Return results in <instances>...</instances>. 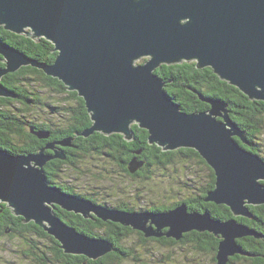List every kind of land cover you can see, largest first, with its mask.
Instances as JSON below:
<instances>
[{
  "label": "water",
  "instance_id": "water-1",
  "mask_svg": "<svg viewBox=\"0 0 264 264\" xmlns=\"http://www.w3.org/2000/svg\"><path fill=\"white\" fill-rule=\"evenodd\" d=\"M0 26L34 41L44 38L57 52L53 64H44L0 39L5 65L0 67V98L16 97L1 84L5 75L28 66L39 69L83 99L92 125L75 137L119 134L130 142L133 123L148 133L150 146L163 152L193 149L210 166L216 187L204 202L225 206L246 219L250 206L264 204L260 184L264 160L234 141L238 137L241 145H249L246 132L229 117L227 104L193 92L209 106L208 111L180 112L162 90L171 82L153 74L161 65L195 61L197 69L210 67L221 81L251 100L264 102V0H0ZM140 56L152 59L133 67V59ZM30 132L39 139L49 137L48 131L30 128ZM56 144L71 147V140L29 154L15 155L0 148V204L24 223L42 228L66 255L95 261L115 248L105 238L78 232L57 216L55 207L84 219L129 227L150 240H178L189 231H209L223 239L216 264H228L235 254L252 257L238 249L234 239H264L234 219L215 222L209 212L190 213L180 204L169 212H129L67 194L50 185L44 170L52 160H65L55 150ZM143 165L131 160L129 174ZM164 229L169 232L162 233Z\"/></svg>",
  "mask_w": 264,
  "mask_h": 264
},
{
  "label": "trees",
  "instance_id": "trees-1",
  "mask_svg": "<svg viewBox=\"0 0 264 264\" xmlns=\"http://www.w3.org/2000/svg\"><path fill=\"white\" fill-rule=\"evenodd\" d=\"M0 39L15 49L21 51L29 58L37 60L40 63L50 64L54 61L57 55V52L53 51L52 43L44 38H39L37 41H34L26 37L24 34L17 35L12 32L5 31L1 26ZM0 67H4L1 62ZM155 73L163 81L171 82L165 85L164 90L184 112H199L209 108L206 103L198 100L196 95L200 97L202 94L205 98L224 101L227 104L226 108L231 120L238 125L240 130L246 131L248 137L247 140L250 142V145L244 147L253 153L259 152L255 149L256 145L253 140L255 138H259V134L262 132V126H260V124L262 122L261 115L264 113V102L249 99L236 87L229 85L225 81H221V79L213 73L211 68L197 69L195 61L183 62L181 64L174 65H161ZM2 84L16 95L14 99L0 98V148L4 151L18 155L36 153L39 149H42V147L46 145L47 141H45L46 143L43 142L39 144L35 136L31 134L30 128H33L34 130H48L47 133L51 136L49 139L52 141L51 143L65 140L62 135L64 126L65 131H68V129L73 128V125H77L75 131H78L81 111L85 110V103L76 92L67 91L66 87L57 79L46 76L41 70L28 66L20 68V70L16 73L5 75L2 79ZM32 84H34L35 89H32ZM38 86H40L41 89L48 90V101L51 99V94H55V96L58 94L63 95L64 101L67 100V93L70 95L68 99H70L71 95L77 99L78 104L76 101L74 108L73 105L69 107L67 106L70 110L68 114L66 113V108L62 110L59 109V111H63L68 116V122L61 128H57L53 123H49L44 120L36 123L37 121H33L31 119V121H29L31 123H29L28 120L30 118L27 117V110L25 108H21L20 110L22 112L20 113H15L9 108L12 107L11 104L16 102L21 103L23 107H30V103H34V107H36L38 103L44 99L37 93ZM32 90L34 91L32 92ZM58 114L59 113L57 111H54V115ZM78 117H80L79 120H77ZM65 119L66 118H64V120ZM91 125L88 124V126ZM83 127H87V124L85 123ZM131 127L134 132L132 142H126L122 135L119 134H111L105 137H103L100 133L92 135L98 136V142L106 140L105 146L101 149L102 153H108V159L111 160L114 165H116L115 162L118 159H121L122 161H120L119 165L116 166L120 171L125 172V176L127 177L143 173L150 166L154 167V165L165 164L173 155L176 154L180 155L181 158L186 157L187 159H198L201 163H204L200 155L193 149L182 148L176 151L163 152L161 149L154 147L156 145L150 146L147 142L148 133L145 130L138 128L136 125H132ZM76 134L79 135L81 133L78 132ZM72 135L73 134H71L70 137H72ZM73 138H75V136ZM76 138H78L75 140V144L77 146H85L88 142H93L91 143V146L89 145L90 151L93 150L94 147H99V144L94 141H89V138ZM235 140L238 141L237 138ZM239 144L241 145L240 142ZM119 145H121V147ZM121 150L124 151L121 152ZM139 150H141V153L136 154ZM73 152V150L66 149V161L56 160L55 163L74 165L73 160L70 157V155L73 154V158L75 159ZM134 153L137 155L136 160L141 163L143 162L144 165L136 173L129 174L128 164L131 160H133L132 154ZM141 154H143V156H141ZM75 163L77 164V162ZM47 171L50 173V170ZM209 176H211L210 178L212 179V185L209 186L213 187L214 174L212 173ZM49 179L52 184L63 188L64 185H62L61 182H57L56 178ZM209 186L205 187L203 185L204 188H207L205 189V192H207L208 189H212L209 188ZM203 195L206 197L205 193ZM89 198V200L93 203H97V200L93 199L91 196ZM179 203L180 201L176 204L178 205ZM176 204L170 207L172 208ZM203 204L204 202L201 200L196 204V209H200L201 211H203V209L207 210L214 219L215 217L222 219L230 217V211L225 206L220 205L222 207H218L209 203L208 207L201 208ZM162 207L164 209L169 208L165 206ZM56 208L57 207H55L54 210ZM115 208L129 212L133 210L135 212L136 210L134 207H131L129 203L119 204ZM249 209L256 214L253 219H245V224L264 236V216H261L264 207H261L260 209L249 207ZM223 211L227 212L226 217ZM60 214L64 216V222L74 227L78 232L89 237H102L110 242H113L115 248L114 251L95 261L87 260L84 256L66 255L60 249L59 243L55 239L51 238V236H49L42 228L38 231L39 227L35 226L32 222L24 223L21 217L14 216L10 209L7 208L6 204L3 203L0 204V237L7 235L16 236L26 246L27 242H29L26 234L31 235L32 232L38 231L41 236L49 237L52 245L51 247H48L47 250L43 251L42 246H36L35 250H33L34 245L30 247V249L34 251V259H36L38 264H53L58 263L59 261L60 264H83L85 262L86 264H107L109 260L120 262L121 260L131 256V251L123 245V242L127 240L130 234L136 233L129 227H124L120 224H114L111 222L104 223L98 219L88 220L82 218L80 215L66 213L57 209V216H60ZM258 222H260V224L255 225ZM140 235L142 236V234ZM210 238L212 243L209 246H218L219 241L215 240V238L208 233H200L198 237L196 236V240H193V242L195 241V243H197L199 251L208 252L206 244ZM142 240L146 241L147 239L142 238ZM246 240L247 241L242 246L243 251L248 253H261L262 251L257 250L259 243L264 249V239L256 241L255 239L248 237ZM164 241L167 242V240ZM203 244H205V246H203ZM215 251V248L211 247L210 252L215 253Z\"/></svg>",
  "mask_w": 264,
  "mask_h": 264
},
{
  "label": "rangeland",
  "instance_id": "rangeland-1",
  "mask_svg": "<svg viewBox=\"0 0 264 264\" xmlns=\"http://www.w3.org/2000/svg\"><path fill=\"white\" fill-rule=\"evenodd\" d=\"M1 63L4 65L2 61ZM34 84L31 85L32 89H35ZM37 88L40 89V86ZM33 91L34 90H32V92ZM63 98V95L58 94L55 97V101H51L50 103L62 110L66 106ZM45 100L48 101L47 98ZM11 105L12 107L9 108L15 113H20L22 112L20 109L25 108V106L23 107L21 103L17 102ZM30 105L29 108H31L32 111L30 113L26 112L27 117L30 118V121L31 119L33 121H38L41 113L39 110L35 109L34 103H30ZM226 111L228 112L227 108ZM200 112L203 111L196 113ZM58 113V116L66 118V114L63 111H59ZM55 121L60 123L58 120ZM261 121L260 126H262V132L259 134L260 137L255 138L253 141L256 145L255 149L259 151L255 155L264 160V113L261 115ZM90 141L93 140L90 139ZM91 143L93 142H89L90 146ZM240 146L244 147L246 145ZM76 150H79V147H76ZM75 160L76 162L77 160H81V165H79L78 168H74L71 165L62 166L60 176L57 177L59 179L58 181L74 189L76 193L91 196L93 199L97 200L99 205H104L109 208H114L119 204L129 203L131 207L136 209L135 212L144 211L150 207L157 208L161 206L169 207L162 210L169 212L174 209V207L177 206L176 203L180 201L179 204L185 206L188 212L202 214L200 209H196V204L201 200L204 202L206 197L203 194L205 193L206 195L210 190H213L216 187V176L206 162L201 163L198 159H187L186 157L181 158L178 154L173 155L165 164L148 167V169L142 173V176L135 179H130L125 176V172L120 171L117 166L108 159V153L100 155V153L95 152V149L90 151L89 148L86 157L81 159L76 157ZM77 163L79 164V162ZM212 173L214 174L213 187L209 186L212 185V179L210 178L211 176H209ZM260 184L264 186V181H260ZM203 185L205 187L209 186V188L212 189H208V191L205 192V189L207 188H204ZM209 203L222 207L212 201H206L201 208L208 207ZM174 204L176 205L171 208L170 206H173ZM250 207L260 209L261 207H264V204H262V206L258 205ZM249 212L250 217L247 219H253L256 213L252 212L250 209ZM203 213H208V211L203 209ZM223 213L226 217L227 212L223 211ZM231 214L232 213H230V217L227 219L215 217L214 221L226 222L227 220L231 221L229 219H234L236 220L234 221L235 224L249 230L252 229V227L245 224L244 221L246 218ZM261 216H264V209ZM58 217L61 219L63 218L62 220H64L62 214ZM258 224H260V222L255 225ZM40 229L41 228H39L38 231ZM155 229L156 228L153 230ZM38 231L32 232L31 235L26 234L27 239L29 240L27 246L16 236H1L0 264H38L36 259H34L35 254L33 250H35V247L42 246L43 251H45L52 245L51 239L49 237L41 236ZM135 232L136 233L130 234L127 240L123 242V245L131 251V256L120 262L109 260L107 264H216V252L218 246H209L212 243L211 238L206 244L208 252L199 251L197 243H195V241L193 242V240H196V236L198 237L200 233H208L209 235H212L215 240H218L219 242L223 241L220 235H213L209 231H189L181 235L178 240L163 237L151 238L150 240L149 238H145L142 233L138 231ZM168 232V229H164L162 233ZM137 233L142 234V236ZM157 233L160 234L159 232ZM142 238L147 240L143 241ZM246 238L247 236L234 239V244L238 249L247 241ZM164 240H167V242ZM258 241H261V239ZM33 245L34 249L32 250L30 247ZM203 246H205V244H203ZM211 247L215 248V253L210 252ZM249 256L252 257L235 254L233 257L229 258L228 264H264V250L261 253L250 252ZM53 264H60V261Z\"/></svg>",
  "mask_w": 264,
  "mask_h": 264
},
{
  "label": "flooded vegetation",
  "instance_id": "flooded-vegetation-1",
  "mask_svg": "<svg viewBox=\"0 0 264 264\" xmlns=\"http://www.w3.org/2000/svg\"><path fill=\"white\" fill-rule=\"evenodd\" d=\"M144 60V61H143ZM148 60V58H143V59H140L137 63L139 64H141V62L143 63V62H146ZM0 62H1V58H0ZM183 63V62H182ZM37 93L39 94V95H41V97L42 98H44V99H42V101L40 102V103H38V105L35 107V109H37V110H39L40 111V113H41V116H39L40 117V119L36 122V123H38L39 121L40 122H42L43 120L44 121H46L47 122V120H49L50 121V123H53L54 124V126L55 127H57V128H61L62 126H63V122H64V124H66L68 121V116L67 115H65V117H66V119L64 120V118H63V116H58V115H54V111H57V112H59V109H58V107H56V106H54L52 103H50V101H55V94H51L50 96H51V99H49L50 101H46L45 99L46 98H48L49 97V94H48V90H46V89H41V87H40V89H38L37 90ZM67 100H65V104H66V106L64 107V108H66L67 109V111H66V113L68 114L69 112H70V110H69V106H71V105H73V108H74V106H75V102L77 101V99L73 96V95H71V97H70V99H68L69 98V94L67 93ZM77 104H78V101L76 102ZM68 106V107H67ZM63 108V109H64ZM25 109L27 110V113H30L31 111H32V109L31 108H29V107H25ZM65 111V110H64ZM72 115V114H71ZM31 116V115H30ZM79 118L80 117H78L77 118V120H79ZM55 120H58L60 123H57ZM30 120H28V122H29ZM29 123H31V122H29ZM87 124V127H89L88 126V124H90L91 125V122H90V118H89V115H88V113H87V111H86V109L85 110H82L81 111V119H80V122H79V124H78V126H79V129H78V131H75V129L77 128V125H73V128H71V129H68V131H65V126L63 127V132H62V135H63V138H65V139H70L71 140V147L70 146H68V147H63V146H60V145H57L56 144V146L54 147L55 148V150L56 151H60V153L61 154H64L65 155V160H60V159H57L58 161H66V159H67V154H66V149H68V150H73L74 152V156H75V159H76V157H78V158H83V157H86V155H87V153H88V151H89V142L85 145V146H77L76 144H75V140L76 139H78V138H73L74 136H75V134L76 133H78V132H82V130H84L85 128H87V127H83L84 126V124ZM39 130H42V131H48V130H45V129H39ZM38 130V131H39ZM60 132V131H59ZM73 132V133H72ZM68 133H71V134H73L72 135V137H70L71 136V134H68ZM95 134H97V133H95ZM94 135V134H93ZM50 135H49V137H48V139H39V138H36L37 139V141H38V143L39 144H41V143H43V142H45V141H47V143H46V145L44 146V147H42V148H45L48 144H51V140H49L50 139ZM103 137H105V136H103ZM89 139H91V140H93L95 143H97V144H99V147H94V149H95V152H98V153H100V155H102L103 153H102V151H101V149L105 146V142H106V140H103V141H100V142H98V136H91V137H88ZM88 138H84V139H88ZM104 139V138H103ZM53 141H55V140H53ZM90 141V140H89ZM44 143V144H45ZM43 144V145H44ZM120 147H121V145H119ZM75 147V148H74ZM76 147H79V150H76ZM87 147V148H86ZM40 150V149H39ZM87 153H86V152ZM124 150H121V152H123ZM55 152V151H54ZM120 152V153H121ZM45 153L46 154H53V152L52 151H50V150H46L45 151ZM141 156H143V154H141ZM70 157L72 158V160H73V163H74V165H71V166H73L74 168H78V166L79 165H81V160H77V162H79V164L77 165L75 162H76V160L73 158V154L72 155H70ZM132 159H137V155L134 153V154H132ZM139 159V158H138ZM140 160V159H139ZM55 161L56 160H52V161H50V162H48L45 166H44V170H45V172H46V174H47V176H48V182L50 183V185H53V186H58V185H55V184H52L51 183V181H50V179L49 178H56L57 179V182H59L58 180V176H60V173H61V166L63 165V164H56L55 163ZM120 161H122L121 159H118L116 162H115V164L116 165H119V162ZM52 163V164H51ZM51 164V165H50ZM64 166V165H63ZM47 170H50V173L47 171ZM140 175H141V173L140 174H137V175H135V176H129L130 178H132V179H135V178H139L140 177ZM62 185H64L63 186V188L61 187V186H58L61 190H63V192H65V193H67V194H72V195H75V196H77V197H79V198H83V199H86V200H89L90 198V196H85V195H82V194H80V193H76L75 191H74V189H72V188H70V187H68V186H66L65 184H63V183H61ZM96 204H98V203H96ZM99 205V204H98ZM57 209H60V208H57ZM57 209H55V211H56V213H57ZM61 210V209H60ZM149 211H158V210H164V208L161 206V207H157V208H154V207H150L149 209H148ZM63 211V210H62ZM65 212V211H64ZM67 213V212H66ZM201 213H203V211H201ZM71 214H74V213H71ZM74 215H76V214H74ZM259 245V248L257 249L258 251H261V250H264L262 247H261V245H260V243L258 244Z\"/></svg>",
  "mask_w": 264,
  "mask_h": 264
},
{
  "label": "bare ground",
  "instance_id": "bare-ground-1",
  "mask_svg": "<svg viewBox=\"0 0 264 264\" xmlns=\"http://www.w3.org/2000/svg\"><path fill=\"white\" fill-rule=\"evenodd\" d=\"M187 22H188V20L184 21L183 25L186 24ZM143 58H148V57L140 56L139 59H137V60H134V59H133L134 62L132 63V66H133V67H138V65H139V66H145V65H147V63H149V61L152 59V57L150 56V59H149V60H147L146 62H143V63H141V64H138L137 61L140 60V59H143ZM54 61H55V59H54ZM54 61H53L52 63H50V64H53ZM48 64H49V63H48ZM209 68H210V67H209ZM200 69H202V68H200ZM155 71H156V69L153 71V74H154V75H157V74L155 73ZM157 77H158V76H157ZM158 78H159V77H158ZM159 79L162 80L161 78H159ZM164 87H165V85H164L163 88H162L163 91H164ZM77 95H78V94H77ZM166 97L168 98V97H170V95L167 94ZM80 98H81V97H80ZM170 98L172 99V97H170ZM172 100H173V99H172ZM172 100H171V102H172ZM173 101H174V100H173ZM174 103H175V101H174ZM175 104H176V103H175ZM176 105H178V104H176ZM179 109H180V107H179ZM208 109H209V108H208ZM208 109H206L205 111H208ZM179 111L181 112L182 110L180 109ZM182 112H184V111H182ZM203 112H204V111H203ZM192 113H194V112H192ZM211 117H213V116L211 115ZM132 125H133V123H130V126H132ZM144 130H145V129H144ZM239 130H240V129H239ZM240 131H242V130H240ZM242 132H243V131H242ZM133 137H134V132H133ZM236 138H237L238 141L241 143V140H240V138H238V137H234V141L237 142V143L239 144V142L235 140ZM239 145H240V144H239ZM177 148H178V147H177ZM89 201H90V200H89ZM91 202H92V201H91ZM53 210H54V209H53ZM53 210H52V211H53ZM123 211H124V210H123ZM57 242H58V241H57ZM58 243H59V242H58ZM59 246H61L60 243H59Z\"/></svg>",
  "mask_w": 264,
  "mask_h": 264
}]
</instances>
